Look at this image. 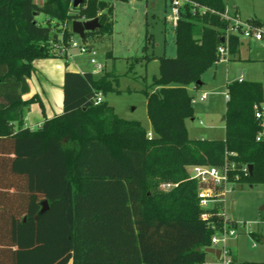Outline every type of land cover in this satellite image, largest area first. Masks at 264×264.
<instances>
[{
    "label": "trees",
    "instance_id": "16d2710c",
    "mask_svg": "<svg viewBox=\"0 0 264 264\" xmlns=\"http://www.w3.org/2000/svg\"><path fill=\"white\" fill-rule=\"evenodd\" d=\"M115 1L127 0L76 7L72 0H0V264H203L214 230L201 219L189 167L220 166L227 151L253 166L242 183H264V144L255 141L253 117V106L264 101L260 83L226 85L224 139L187 135L193 108L186 87L197 88L215 65L227 26L190 7L174 27L176 56L158 58L159 76L143 91L151 139L104 100L95 104V95L112 87L93 72L66 71L62 113L34 131L23 128V108L38 101L22 99L33 61L59 57L53 45L66 20L98 19L100 28L84 42L111 35ZM193 1L217 12L225 7L223 0ZM241 44L229 38L231 57ZM164 183L177 187L165 192ZM41 199L49 207L39 215Z\"/></svg>",
    "mask_w": 264,
    "mask_h": 264
},
{
    "label": "rangeland",
    "instance_id": "374dc122",
    "mask_svg": "<svg viewBox=\"0 0 264 264\" xmlns=\"http://www.w3.org/2000/svg\"><path fill=\"white\" fill-rule=\"evenodd\" d=\"M155 1V8L150 6V2L141 0L113 2L111 35L87 40L88 46L95 49V60L103 66V71L94 73L95 77L105 76L112 87V91L103 95L106 104L119 118L139 122L152 137L154 134L143 91L150 86L153 78L159 76L158 58L176 56L174 30L165 20L170 17L169 2ZM223 1L227 6L236 8L241 20L264 22V0ZM36 20L46 25L47 17L39 14ZM72 54L80 56V68L93 72L88 55H80L76 51ZM143 56L152 59L145 61ZM59 59L62 63H70L68 68L73 70L74 58ZM239 77L247 82L260 83L264 100V41H243L240 54L233 60L218 63L205 70L201 74L202 85L197 88L186 87L192 99H199L203 93L208 96L207 101L192 104L193 116L184 122L189 139H224L225 125L222 118L226 110V85ZM224 210L232 219L243 224L236 230L237 237L228 241L231 264H264V230L257 226H252L251 229L247 227L254 222L264 224V183L243 182L236 185L225 197ZM205 258L214 263L211 254H207Z\"/></svg>",
    "mask_w": 264,
    "mask_h": 264
},
{
    "label": "built area",
    "instance_id": "2783aa9c",
    "mask_svg": "<svg viewBox=\"0 0 264 264\" xmlns=\"http://www.w3.org/2000/svg\"><path fill=\"white\" fill-rule=\"evenodd\" d=\"M148 3L153 0H141ZM74 0H72L71 5ZM170 7L171 25L174 28L179 19L186 12V7H190L193 15L195 14H214L218 15L221 20L226 22L227 26L224 32V42L217 49L218 59L215 65L218 63H227L231 55L229 53V38L231 36H237L238 39L243 41H264V22L256 24L253 20H241L235 9L225 4L222 12H217L205 5H200L193 0H168ZM70 5V6H71ZM79 21H86L81 19ZM72 22L64 21L60 26L61 32L58 36V41L53 45V53L56 56L69 59L71 53L76 51L80 55L89 56V64L93 69V73L103 71V66L96 60V52L94 47L91 49L87 42H84L78 38L77 35L72 33ZM65 32H69L72 36L65 38ZM238 82L243 81L240 77ZM226 102L229 101V96L225 93ZM206 94H202L199 97V101H204ZM103 101V95L98 92L95 95V104H100ZM195 99H192L191 103L194 104ZM253 117L257 124V133L255 141L264 144V101L255 104L253 106ZM147 138L151 139V133H147ZM235 154L225 152L223 162L220 166H208V165H194L189 167L188 176L190 180L196 181L198 184L197 199L198 205L202 210L201 219L207 223V226L214 230L213 235L210 238V248L219 250V256L217 264H231V252L228 248V241L231 238L237 237V228L243 225L234 219H232L224 210V201L226 195L234 189L236 185L242 183L241 178L249 175L248 166L241 164L234 160ZM177 187L175 183H164L160 186V189L168 192ZM220 206V209L214 214L213 210ZM216 215V217H215ZM216 218V220H213ZM261 222H254L248 224V228L257 226L260 230H264V224ZM245 226V224H244ZM249 229V230H250ZM251 232V231H250ZM256 233V232H255ZM250 234H253L252 232ZM258 234V233H256ZM203 264H206L205 262Z\"/></svg>",
    "mask_w": 264,
    "mask_h": 264
},
{
    "label": "crops",
    "instance_id": "0c3cea01",
    "mask_svg": "<svg viewBox=\"0 0 264 264\" xmlns=\"http://www.w3.org/2000/svg\"><path fill=\"white\" fill-rule=\"evenodd\" d=\"M150 6L152 8H155L156 1L155 0L150 1ZM233 9H235V11L237 12L236 8L233 7ZM165 20L166 23L174 30V28L171 25V21H169L168 19ZM240 48L238 54H240ZM79 57L80 56L77 55L74 56L71 53V58H74L73 70L68 68L71 65L70 63H68V66H66V64L62 63L61 62L62 60H60L58 57L37 59L33 61L32 63L33 72L31 73L30 77L27 80L29 91L28 93L22 96V99L23 101H28L33 97H37L38 101L32 102L31 104H28L23 108V128L28 129L29 131H34L38 129L43 124L44 121L55 118L56 116L62 113L63 110L62 87H63L65 72L70 71V72L78 73L80 75H82L85 72H90L87 70H83L82 67L80 68V66H78ZM231 58L232 59L230 60H233L235 57L234 58L231 57ZM140 59H138V61H140ZM142 59L147 61L149 59H152V57L149 58L148 56H143ZM200 85H202V83ZM191 87L194 88V86ZM207 98L208 96L206 94V99L204 101H199V99H196V102L194 104H196L197 101L205 102L207 101ZM216 140H222V139H216ZM212 257L214 258V263L206 261V258H205V263L217 264L215 263V260L217 261L216 257L214 255H212Z\"/></svg>",
    "mask_w": 264,
    "mask_h": 264
},
{
    "label": "water",
    "instance_id": "95a60500",
    "mask_svg": "<svg viewBox=\"0 0 264 264\" xmlns=\"http://www.w3.org/2000/svg\"><path fill=\"white\" fill-rule=\"evenodd\" d=\"M82 2L83 0H74L73 6L76 7L80 5ZM99 28H100V24L97 18L86 20V21L74 20L71 24L72 33L77 35L78 38L82 41H85V33L94 32L96 29H99ZM221 42H224L223 38H221ZM89 48L91 49L92 46H89ZM198 84L200 83L198 82ZM252 170H253V166L248 165L249 175L252 174ZM40 205H41V208L39 210V215L44 214L48 210V207H49L46 200H43L40 203ZM262 241L264 242V239H262ZM205 252L207 254L214 255L216 258H218L219 256V250H215L213 248H207L205 249Z\"/></svg>",
    "mask_w": 264,
    "mask_h": 264
}]
</instances>
